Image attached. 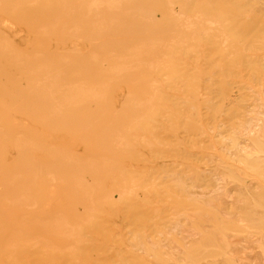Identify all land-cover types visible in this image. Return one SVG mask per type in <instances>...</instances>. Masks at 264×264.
Wrapping results in <instances>:
<instances>
[{"label":"bare ground","instance_id":"obj_1","mask_svg":"<svg viewBox=\"0 0 264 264\" xmlns=\"http://www.w3.org/2000/svg\"><path fill=\"white\" fill-rule=\"evenodd\" d=\"M141 1L0 0V264H110L101 254L113 247L95 240L131 238L145 216L138 193L154 186L133 166L189 152L193 137L226 140L218 151L240 177L206 168L207 181L187 178L191 195L247 227L264 189V0ZM100 11L122 20L123 30L108 27L117 38L87 53L90 34L70 50L69 32L51 42L72 17ZM134 37L138 49L122 56ZM174 221L146 245L185 264L203 235L187 217ZM229 244L233 264H264V235Z\"/></svg>","mask_w":264,"mask_h":264},{"label":"rangeland","instance_id":"obj_2","mask_svg":"<svg viewBox=\"0 0 264 264\" xmlns=\"http://www.w3.org/2000/svg\"><path fill=\"white\" fill-rule=\"evenodd\" d=\"M158 2L156 1L152 8L156 7L155 5ZM142 9L143 7L141 8L140 6L134 12L140 13ZM4 14L6 12L4 10L1 11V15L5 16ZM114 14L115 11L85 12L76 19L82 21L80 24H77L74 20L75 18L72 17L58 27L57 32L51 38V42L65 41L63 39L64 34L69 32L70 36H74L66 42L70 50L82 43V36L90 34L91 38L86 39L83 43V48L87 53L93 47L106 43L107 39L112 37V34H115L117 38L118 33L111 32L108 29L109 26L120 27L123 30L124 25L120 22L122 20L114 19ZM16 22L14 20L11 23L13 28H15ZM153 27L154 24L144 28L151 34ZM29 37L30 31L27 29L20 37L19 42H23ZM136 49H138L137 37H134L123 51L122 56L126 57ZM66 51L68 50H64V52ZM109 56H111V53H106L100 56V59L108 58ZM51 125L48 122L43 127L50 129ZM226 125L228 126V124ZM78 140L81 145H84V140L81 138H78ZM191 140V143H187L183 147L188 149L189 152H181L179 155L163 153L158 156L155 155L151 163L139 161L133 166L140 171L150 170V175L155 178L154 186L151 188L152 194H147L146 198H142L143 192L138 193L139 204H143L140 206L141 213L145 216L139 217L132 222L136 224V230L132 229L133 235H131V238L128 239L125 232L121 231L120 236L115 241L95 240L96 243L103 242L113 247V250H108L101 254L104 258H111L112 262L110 264H178L168 260L160 250L151 248L146 243L149 240L159 241L163 237L170 235L169 229L175 222L174 220L182 217L191 219L190 225L199 227L203 235L195 244L188 246L187 256L189 261L185 264H233L227 253L230 248L229 241L245 236L246 231L256 236L264 235V189L258 190L252 195L254 210L252 213L244 215L245 219H247L245 221L247 227L230 217L231 215L233 216V210L230 208L224 207L226 213H228L225 214L220 207L193 198L191 192L194 188L187 181V178L193 177L199 182L207 181L204 178L207 175V173H204L206 168L220 166L221 171L233 180L234 176H240L234 171V158L230 154L218 151L221 144L227 143L226 140L211 138V140L205 139V142H202V140L195 137L191 138ZM70 142L74 141H66L60 152H63ZM212 148L215 149L214 153L218 155L216 163L210 162ZM145 153L148 152L145 151ZM220 162L222 163L220 164ZM150 187H146L142 191H147ZM172 238L178 243L182 242L179 237L173 235ZM142 244L146 246L144 247ZM76 256L80 260L85 257L84 254L80 253ZM70 259L71 256L68 259L64 258L63 261H69Z\"/></svg>","mask_w":264,"mask_h":264}]
</instances>
